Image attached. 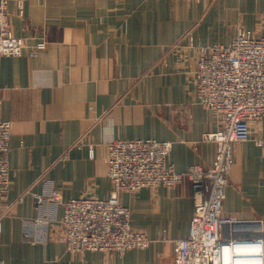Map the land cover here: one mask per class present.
Returning <instances> with one entry per match:
<instances>
[{
	"label": "crops",
	"instance_id": "0c3cea01",
	"mask_svg": "<svg viewBox=\"0 0 264 264\" xmlns=\"http://www.w3.org/2000/svg\"><path fill=\"white\" fill-rule=\"evenodd\" d=\"M210 9L232 24L249 12L264 15V0H216L209 7L182 0H9L10 28L25 48L19 57H0V116L11 123L3 264H174L173 243L187 236L195 205L186 179L174 190L121 195L133 228L150 240L148 248L121 256L68 251L59 240L62 207L37 209L34 196L56 190L64 200L107 198L106 143L113 139L170 142L167 163L180 173L212 165L216 147L201 139L220 117L197 104L188 73L194 57L177 46L186 30L201 45L229 43V30L218 38L201 31ZM39 42L45 48L30 54ZM234 157L222 213L264 220V148L239 143ZM41 216L53 220L50 240L35 245L23 239L22 222Z\"/></svg>",
	"mask_w": 264,
	"mask_h": 264
},
{
	"label": "built area",
	"instance_id": "2783aa9c",
	"mask_svg": "<svg viewBox=\"0 0 264 264\" xmlns=\"http://www.w3.org/2000/svg\"><path fill=\"white\" fill-rule=\"evenodd\" d=\"M8 2L0 0V57L16 58L22 55L25 42L11 31ZM18 9L22 15L21 3ZM44 48L45 43L39 42L30 54ZM195 97L203 108L220 117V128L204 137L216 147L210 167L192 165L180 173L167 163L170 142L113 139L106 143V178L112 187L107 198L64 200L56 190L34 196L37 209L47 204L62 207L59 240L68 251L121 256L129 250L148 248L149 238L133 228L121 195L160 187L174 190L186 179L195 205L187 236L173 243L174 264H264V220L236 219L222 213L235 144L252 141L264 148V34L237 28L229 43L200 48ZM255 128L261 133L258 138L252 135ZM10 137L11 123L0 116V237L6 215L1 206L9 189ZM52 221L43 216L24 220L23 239L46 245Z\"/></svg>",
	"mask_w": 264,
	"mask_h": 264
},
{
	"label": "rangeland",
	"instance_id": "374dc122",
	"mask_svg": "<svg viewBox=\"0 0 264 264\" xmlns=\"http://www.w3.org/2000/svg\"><path fill=\"white\" fill-rule=\"evenodd\" d=\"M182 1L197 2L195 0H182ZM215 1L216 0H206V1H200V2H204L205 5L207 7H209V5L215 3ZM203 14L204 13L201 14V17L203 16ZM222 17H223L222 11L220 12L217 9H214V10L210 9L200 21L201 31L205 35L211 36V38H218V36H217L218 34H220L222 36L224 31H227V30L232 32L231 35L233 37L236 33L237 28H245V27H249L250 29H248V30L253 31L256 34H264V15H262V14L256 15L255 13L249 12L247 14H243L242 16H240L241 19L236 21L235 23H232V24L227 23V22L223 23L224 19H222ZM214 44H217V43H214ZM211 45H213V44L201 45V44L197 43V41L193 35L192 30H186L184 32V34L181 36V38L179 39V41L177 42L178 48L184 49V51H185L184 55L186 57H190L189 55L191 52H192V55L194 57L193 61L191 63L189 62V70H188V73L191 74V77L193 79L194 96H195V71H196V64H197V52L200 48H205V47H208ZM174 48L175 47H173V49ZM195 99H196V97H195ZM196 102H197V100H196ZM197 104L200 105L198 102H197ZM219 128L220 127L218 125V127L214 131H209L207 133H204L202 135L201 140L204 141V137H206L211 132L217 131ZM254 138H258V136L254 135ZM121 140H124V139H121ZM125 140H127V139H125ZM237 144H239V143H237ZM90 152H91V150H90ZM233 157H234V150H233ZM234 164H235V157H234L233 165ZM233 165H232V167H233Z\"/></svg>",
	"mask_w": 264,
	"mask_h": 264
}]
</instances>
